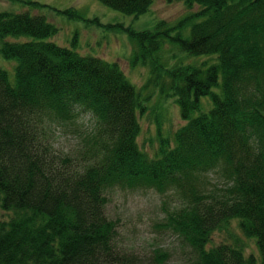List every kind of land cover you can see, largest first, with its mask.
Returning a JSON list of instances; mask_svg holds the SVG:
<instances>
[{
  "label": "trees",
  "instance_id": "trees-1",
  "mask_svg": "<svg viewBox=\"0 0 264 264\" xmlns=\"http://www.w3.org/2000/svg\"><path fill=\"white\" fill-rule=\"evenodd\" d=\"M99 1L134 16L152 4ZM184 2L198 7L187 19H202L188 38L172 40L182 52L216 63L165 68L155 52L168 25L130 31L137 47L131 64L150 69L144 89L173 98L184 122L173 144L159 137L155 158L137 144L146 106L117 63L46 41L57 28L44 16L0 13V54L16 61L13 84L0 69V264H134L133 255L117 250L115 222L105 216V191L113 186L176 194L162 224L190 248L188 264H257L227 244L206 248L211 234L233 219L254 239L264 264V0ZM23 35L32 40H6ZM159 69L169 78L167 92ZM81 114L94 122L81 148L55 149L53 125ZM216 172L221 195L205 186V175ZM167 255L154 250L153 264H166Z\"/></svg>",
  "mask_w": 264,
  "mask_h": 264
},
{
  "label": "rangeland",
  "instance_id": "rangeland-1",
  "mask_svg": "<svg viewBox=\"0 0 264 264\" xmlns=\"http://www.w3.org/2000/svg\"><path fill=\"white\" fill-rule=\"evenodd\" d=\"M197 10L196 5L192 10L188 9L184 0H177L172 4H167L165 0H152L148 10L138 16L123 14L99 0H0V13L27 12L30 15L44 16L57 28L56 33L46 41L72 49L82 56L97 57L105 62L118 64L128 81L136 88L141 103L146 106L138 115L141 130L137 144L149 158L157 156L159 137L166 138L170 145L173 144L174 133L184 122L179 118V109L173 98L167 97L164 100L162 93L153 86L144 89L149 82L147 79L150 77V69L143 64H131L132 51L137 47L130 38V31H153L158 22H165L168 25V38L164 39L160 49L155 52L165 68L178 64L199 66L205 62L211 65L216 63L213 56L188 55L172 40L176 34H180L182 38L189 37L190 26L202 18L187 17ZM6 40L22 43L32 40V37L23 35ZM1 43L2 41L0 45ZM15 66V60L6 59L0 54V69L7 73L10 84L15 81ZM158 71L159 85H163L164 92H167L169 78L164 70ZM204 100L207 101L202 98L200 102L206 111L210 105ZM93 124L88 114L79 115L72 123L54 124L53 132L50 133L51 142L57 150L68 154L76 153ZM205 178L208 182L205 183L207 190L211 194L221 195L219 190L223 188V180L220 174L209 173ZM105 196V216L115 222L114 244L121 253L133 255L134 264H153L154 250H162L168 254L166 264L191 262L194 256L190 248L162 224L165 212L172 210L177 201L176 194L113 186L105 191ZM2 217L1 212L0 219ZM221 244L238 248L245 258L253 256L257 264H261L254 239L241 232L238 221L229 220L217 228L211 234L206 248Z\"/></svg>",
  "mask_w": 264,
  "mask_h": 264
}]
</instances>
